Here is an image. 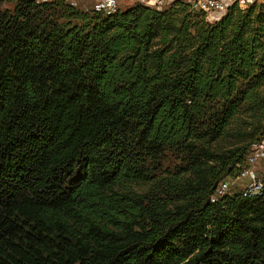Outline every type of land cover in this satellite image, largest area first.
<instances>
[{"label":"trees","instance_id":"obj_1","mask_svg":"<svg viewBox=\"0 0 264 264\" xmlns=\"http://www.w3.org/2000/svg\"><path fill=\"white\" fill-rule=\"evenodd\" d=\"M263 136L264 3L0 0V264H264Z\"/></svg>","mask_w":264,"mask_h":264},{"label":"built area","instance_id":"obj_2","mask_svg":"<svg viewBox=\"0 0 264 264\" xmlns=\"http://www.w3.org/2000/svg\"><path fill=\"white\" fill-rule=\"evenodd\" d=\"M53 0H38V2H50ZM72 8H89L105 16L114 14L124 0H62ZM147 7L161 9L173 0H133ZM193 12L207 15L210 21L218 20L232 4H236L241 10L254 3H264V0H181ZM264 165V136L254 142L249 150L244 167L233 180H225L220 183L210 201L216 202L230 192L235 185L239 186L242 196L245 198L255 197L261 194L263 185L258 178V170Z\"/></svg>","mask_w":264,"mask_h":264},{"label":"rangeland","instance_id":"obj_3","mask_svg":"<svg viewBox=\"0 0 264 264\" xmlns=\"http://www.w3.org/2000/svg\"><path fill=\"white\" fill-rule=\"evenodd\" d=\"M129 4H131V1L125 0L124 3H121L120 8L123 10V9L127 8L129 6ZM4 8L12 9L13 7H12L11 4H7V5L4 6ZM232 188H234V187H232Z\"/></svg>","mask_w":264,"mask_h":264},{"label":"crops","instance_id":"obj_4","mask_svg":"<svg viewBox=\"0 0 264 264\" xmlns=\"http://www.w3.org/2000/svg\"><path fill=\"white\" fill-rule=\"evenodd\" d=\"M127 1H131V4L134 3L133 0H127ZM124 2H125V0L122 3H124ZM131 4H129V5H131Z\"/></svg>","mask_w":264,"mask_h":264}]
</instances>
